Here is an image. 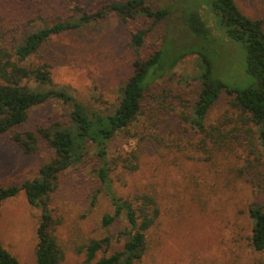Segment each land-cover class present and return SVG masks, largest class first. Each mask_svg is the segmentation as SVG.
Returning a JSON list of instances; mask_svg holds the SVG:
<instances>
[{"label":"rangeland","instance_id":"374dc122","mask_svg":"<svg viewBox=\"0 0 264 264\" xmlns=\"http://www.w3.org/2000/svg\"><path fill=\"white\" fill-rule=\"evenodd\" d=\"M107 1L75 0L87 11ZM147 1L153 9L169 7V14L147 33L139 55L146 57L156 49L158 33L165 30L176 37L181 49L185 40L194 44L187 47L193 52L151 84L136 118L108 143L115 193L125 198L146 192L158 207L138 264H264V249L252 245L250 215L254 204L264 210V147L257 127L231 106L224 90L207 112L204 131L185 119L200 88L199 53L211 59L213 75L231 87L243 88L255 80L245 70L244 47L227 37L208 10L209 0ZM236 1L250 2L252 15L260 4L264 22V0ZM67 2L0 0V44L14 47L30 31L69 18ZM189 11L201 15L210 29L208 39L189 34L183 25V15ZM150 21L137 16L133 25L147 27ZM131 28L109 13L51 35L32 61L49 64L53 85L68 88L89 108L109 113L132 72L136 54L129 45ZM67 109L69 105L61 100H47L33 106L22 125L0 132V186L20 185L36 177L53 152L43 139L36 149L27 151L12 133L63 120ZM99 166L91 149L84 160L63 172L51 194L49 212L56 221L54 232L64 252L63 264H83V245L89 238L113 236L107 254L124 242L120 234L124 219L102 224L103 214L111 212L112 206L97 176ZM40 218V207L30 204L23 190L0 205V241L21 264H35Z\"/></svg>","mask_w":264,"mask_h":264},{"label":"trees","instance_id":"16d2710c","mask_svg":"<svg viewBox=\"0 0 264 264\" xmlns=\"http://www.w3.org/2000/svg\"><path fill=\"white\" fill-rule=\"evenodd\" d=\"M147 2L109 0L87 11L75 0H68V9L71 11L69 18L58 19L46 27L30 31L14 47L0 44V132L12 131L22 125L30 109L47 100L58 99L69 105L63 120L12 133L13 140L27 151L36 149L39 139H43L53 152L39 167L36 177L26 179L20 185L0 186V205L4 199L23 190L27 201L41 209L40 222L36 228L38 240L35 264H63L64 252L56 239V221L49 212V200L59 186L63 172L84 160L91 149L100 162L97 176L112 206L111 212L103 214L102 224L108 226L124 219L126 225L120 232L125 236L121 248L109 254L107 252L112 246L113 236L89 238L83 245V264H138L145 254L146 233L158 216V207L154 197L146 192L137 191L125 198L115 193L109 177L108 143L136 118L146 93L151 90V84L169 74L186 54L193 52L187 47L194 44L193 41L185 40L184 49H181L176 44V37L165 30L158 33L159 44L156 49L146 57L139 55L137 52L147 33L169 14V7L153 9ZM208 10L218 19L229 39L242 43L245 70L255 80L243 88L231 87L213 75L211 59L199 53L196 78L200 88L185 119L204 131L207 112L224 90L230 96L231 106L257 127L264 147L263 20L245 15L235 0H209ZM109 13H115L124 23L131 24L129 45L136 55L132 61V72L121 86L117 106L112 112L106 113L81 103L68 88L53 85L49 64L46 61L33 62L32 58L51 35L95 22ZM137 16L151 21L147 27L133 25ZM183 25L190 35L209 38L210 29L198 12L189 11L185 17L183 15ZM220 136L216 138L220 139ZM250 215L254 221L252 245L257 250L264 249V210L254 204L250 207ZM98 252L102 254L97 256ZM0 264H21L1 241Z\"/></svg>","mask_w":264,"mask_h":264},{"label":"crops","instance_id":"0c3cea01","mask_svg":"<svg viewBox=\"0 0 264 264\" xmlns=\"http://www.w3.org/2000/svg\"><path fill=\"white\" fill-rule=\"evenodd\" d=\"M235 2H236V4H237V6L239 7V9L245 14V15H247V16H249V17H251V18H256V19H262V17L263 16H260L261 15V13L259 12V8H261L262 6H259L260 4H258V7H255V9L253 10V12L255 13V15L253 14H251V12H252V10H251V5L249 4L250 2H237L236 0H235ZM243 10H242V9ZM253 16H258V17H253ZM263 24H264V22H263ZM262 24V27L264 26ZM263 30H264V27H263Z\"/></svg>","mask_w":264,"mask_h":264}]
</instances>
